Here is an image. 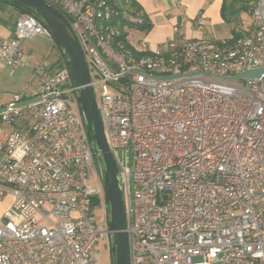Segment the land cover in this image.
<instances>
[{"label":"built area","instance_id":"2783aa9c","mask_svg":"<svg viewBox=\"0 0 264 264\" xmlns=\"http://www.w3.org/2000/svg\"><path fill=\"white\" fill-rule=\"evenodd\" d=\"M42 1L87 69L120 176L129 264H264V0H233L247 19L227 15V39L188 38L175 25L154 48L135 39L149 27L138 0ZM192 27L210 23L198 12ZM37 36L53 41L25 14L0 40V62L36 79L0 113L15 127H0V199H11L0 264H100L104 253L112 264L104 189L66 66L24 60ZM248 70L260 74L236 78Z\"/></svg>","mask_w":264,"mask_h":264},{"label":"water","instance_id":"95a60500","mask_svg":"<svg viewBox=\"0 0 264 264\" xmlns=\"http://www.w3.org/2000/svg\"><path fill=\"white\" fill-rule=\"evenodd\" d=\"M23 6L40 19L50 32L59 49L74 88V94L83 124L90 138V148L94 153L100 180L104 189L107 210V231L110 236L112 264H129L128 241L125 232L126 215L120 176L109 151L103 132L102 120L96 99L90 86L86 66L77 41L64 19L42 0H2ZM259 70L242 72L236 78L253 79ZM39 99L24 101L22 107L38 102ZM3 109L0 110V113Z\"/></svg>","mask_w":264,"mask_h":264},{"label":"crops","instance_id":"0c3cea01","mask_svg":"<svg viewBox=\"0 0 264 264\" xmlns=\"http://www.w3.org/2000/svg\"><path fill=\"white\" fill-rule=\"evenodd\" d=\"M212 2L205 6L204 0H182L181 7L183 13L177 17V24L168 26L166 24L158 23L152 24V17L161 16L168 10L175 8L174 0H158L157 3H152L150 0H138V4L143 12L146 14L149 27L147 31H139L135 33L136 40H146L150 48H154L166 39L172 36V28L177 25L180 26L184 34L188 38L200 39H227L230 36L224 37H208L212 29L218 26L221 22L227 23L221 17V6L223 0H211ZM225 2V1H224ZM233 0H229L228 4H232ZM226 4V2H225ZM233 6V8L235 7ZM236 6V10H237ZM235 10V11H236ZM198 12H202L210 23L209 31L200 33L192 27V23ZM18 14L12 7L3 6L0 3V40L8 39L13 36L15 21ZM151 17V20L149 19ZM142 34L143 38L139 35ZM24 60L32 65L46 66L51 73L60 70L64 61L61 53L55 43L42 36H37L30 41L24 43ZM36 88V79L30 68L25 66H18L10 68L0 62V110L3 109L14 95L28 93L34 91ZM2 124H0L1 127ZM5 126V125H3ZM8 127V126H7ZM15 127H8L5 131H12ZM11 203L10 197L0 199V219L3 214L9 209Z\"/></svg>","mask_w":264,"mask_h":264},{"label":"rangeland","instance_id":"374dc122","mask_svg":"<svg viewBox=\"0 0 264 264\" xmlns=\"http://www.w3.org/2000/svg\"><path fill=\"white\" fill-rule=\"evenodd\" d=\"M152 3H157L158 0H150ZM175 1V8H173L172 10H168L166 11V13H161L162 15L160 16H155V17H152V20H151V17L149 18L151 21H152V24L153 25H156L158 23H163V24H166L168 26H171V25H174V24H177V17L183 13V10H182V7H181V3H182V0H174ZM226 2V6H225V14H227L228 16H230V18L234 21V20H237L239 18L243 19V20H246L247 17L245 15V12H235L236 10V6L239 4L237 3L236 6H235V3H232V4H228L229 0H223ZM212 1L211 0H204L203 4L205 6H208L209 3H211ZM233 6H235L233 8ZM229 31H228V28L226 26V24L224 23H220L218 24V26H215L213 29H212V32L211 34L208 36V37H211V36H215V37H224V36H229ZM140 38H143V35L140 34L139 35ZM1 128L3 129H7L8 127L7 126H3L1 125ZM89 184L91 185H98V182L96 181V179H93V178H89ZM95 216L97 217V219H100V212L99 213H95ZM98 248H99V251L100 253L103 252L102 250V244L99 243L98 245ZM110 256L109 254H102L100 259H99V262L100 264H110Z\"/></svg>","mask_w":264,"mask_h":264},{"label":"trees","instance_id":"16d2710c","mask_svg":"<svg viewBox=\"0 0 264 264\" xmlns=\"http://www.w3.org/2000/svg\"><path fill=\"white\" fill-rule=\"evenodd\" d=\"M0 3L1 5L3 6H9V7H12L15 12L21 16V15H25V14H29V15H32L33 17H35L37 20L40 21L39 18H37L33 13H31L28 9H26L25 7L23 6H20V5H17L15 3H11V2H6V1H2L0 0ZM225 2L223 1L222 2V6H221V17L222 19L225 21V22H228L229 21V18L227 17V14H225ZM41 22V21H40Z\"/></svg>","mask_w":264,"mask_h":264}]
</instances>
